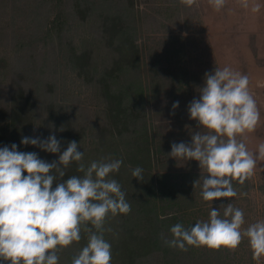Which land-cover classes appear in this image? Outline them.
<instances>
[{
  "label": "rangeland",
  "instance_id": "1",
  "mask_svg": "<svg viewBox=\"0 0 264 264\" xmlns=\"http://www.w3.org/2000/svg\"><path fill=\"white\" fill-rule=\"evenodd\" d=\"M82 1L80 9L76 7L77 0H0L3 114L14 105H22V118H27L22 127L28 137L42 140L56 134L49 115L63 114L79 133L81 151H86L88 161L92 160L95 155L89 153L102 139L103 127L108 126L105 104L97 87L88 84L85 77H78L71 55L73 51L91 50L101 70L111 66L117 58L105 42L102 16L115 14L124 19L125 32L120 30L118 37L128 36L140 50V64L129 75L149 86V98L144 103L146 121L139 124H145L155 143L161 144L162 153L153 155V175L173 177L166 183L174 185L170 195L166 199L163 196L164 202H156L169 207L159 213L165 217L176 215L193 226L207 220L212 207L219 208L223 215L226 203H232L244 212L242 230L264 220V161L257 162L254 175L245 181V187L241 186L245 192L236 188L233 181L235 197L205 202L199 180L205 173L199 162L169 156L173 142L190 143L193 133L206 131L197 129V122L189 118L188 112L189 103L199 98L200 87L194 88V80L191 87L185 88L194 75L195 79L204 77L215 67L229 66L249 77L260 122L255 132L246 135L245 142L250 151H256L258 144L264 142V0H248L247 8L239 0H226L220 11L208 0H196L191 7L180 0ZM255 5H259V10L253 12ZM176 101L179 106L173 109ZM48 104H52L53 112ZM126 135L129 144L133 143V130ZM33 146L39 158L58 160V154ZM81 237L79 242L58 252L59 264H71L87 243V233H81ZM110 237L105 234L111 244ZM168 249H152L150 256L138 260L140 264H264V257L252 258L247 238L235 250L191 246L187 251ZM137 252L145 254L143 250ZM119 261L120 257L113 254L111 264Z\"/></svg>",
  "mask_w": 264,
  "mask_h": 264
},
{
  "label": "clouds",
  "instance_id": "2",
  "mask_svg": "<svg viewBox=\"0 0 264 264\" xmlns=\"http://www.w3.org/2000/svg\"><path fill=\"white\" fill-rule=\"evenodd\" d=\"M220 11L226 0H208ZM248 7V0H239ZM191 7L196 0H180ZM259 10V5L252 8ZM179 101L173 103V109ZM189 118L197 122L203 133L192 134L191 142L171 144L169 156L196 160L204 171L200 176L201 197L205 202L237 195L233 181L243 185L254 175L258 161H264V142L250 151L246 135L256 131L260 122L257 102L249 90V77L229 66L215 67L204 74L199 98L188 105ZM21 144L35 145L49 153L59 154L48 162L36 152L0 148V262L7 264H59L58 252L81 240L87 243L72 258L71 264H111V244L105 233L109 216L127 215L131 206L121 184L110 174L118 173L121 159L101 158L89 165L82 161L79 143L69 141L61 151L60 141L50 135L46 139L22 137ZM78 164L82 176L65 177L64 169ZM143 169L131 170L132 177L143 180ZM196 181L194 182V185ZM225 205V203H221ZM244 212L226 203L223 215L212 207L209 218L185 228L176 223L169 231V247L187 251L188 247L235 250L247 238L252 258L264 257V220H257L242 230ZM163 238V237H162Z\"/></svg>",
  "mask_w": 264,
  "mask_h": 264
},
{
  "label": "trees",
  "instance_id": "3",
  "mask_svg": "<svg viewBox=\"0 0 264 264\" xmlns=\"http://www.w3.org/2000/svg\"><path fill=\"white\" fill-rule=\"evenodd\" d=\"M81 2L83 1L77 0L76 7L81 9ZM102 19L106 26L104 29L105 42L117 58L112 65L101 70L93 52L87 49L80 52L73 51L71 55V64L76 69L78 77H85L88 84L97 87L98 96L105 104L108 121V126H104L102 129V139L95 144L90 153L88 152L94 154L95 157H91L92 160L88 161V157L85 155L86 151H84L82 162L87 166L93 160H100L101 158L121 159L123 161L119 172L110 174L109 178L116 179L121 184L122 191L126 193V200L131 206V211L127 215L119 214L115 217H108L105 226L111 228L112 231L105 234L111 235V252L112 255L116 254L120 257L119 264H140L138 259L150 256L149 253L152 249L161 250V246L164 249L169 248L164 239L172 238L169 231L171 226L181 223L185 228H188L192 225H187L182 218L176 215L165 217L159 213L168 208L169 204L158 205L156 202L158 200L164 202L174 185L168 186L166 184L173 178L169 174L153 175V155L162 153L161 144L155 143L145 124L142 125L143 127L139 124L142 120L146 121L144 103L147 97L149 98L150 91L149 86H145L146 84L139 80H133L129 74L136 67V64H140V50L128 36L118 37L120 30L124 31L123 28L125 27L122 26L124 19L116 17L115 14L104 15ZM57 28L52 27V29ZM169 69V67L166 69L167 74ZM203 78L195 79L194 75L190 78L191 81L186 84L185 89L191 87L194 80V88L201 87V84H204ZM175 99L181 101L177 97ZM48 106H50L49 111L53 112L52 104H48ZM22 110V105H14L4 114V110L0 109V148L3 146L11 147L15 143L18 146V151L36 152L33 145L21 144L22 137L29 136L26 129L22 127V121L27 120V118H22ZM56 114L51 113L49 116L51 121L55 123V136L60 141L61 151L65 150L68 142L72 140L77 141L80 145L79 133L71 126L69 120L61 116L63 114ZM131 130L135 134V140L129 144V140H126V132ZM78 150L81 151L80 147ZM137 166L143 169L144 179L142 181L132 177L131 170ZM77 167L78 164L73 162L65 168L63 179L74 175L82 176L83 173L78 172ZM234 183H237L236 188L239 187L244 192L246 191V188H241V184L236 181ZM117 219L118 222L116 223ZM81 233L85 235L84 231ZM138 249L139 251L143 250L145 254L137 252Z\"/></svg>",
  "mask_w": 264,
  "mask_h": 264
}]
</instances>
